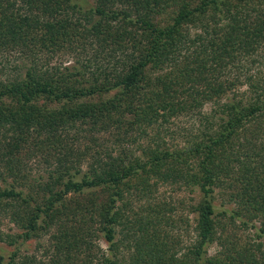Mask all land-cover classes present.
I'll return each mask as SVG.
<instances>
[{
    "label": "trees",
    "instance_id": "1",
    "mask_svg": "<svg viewBox=\"0 0 264 264\" xmlns=\"http://www.w3.org/2000/svg\"><path fill=\"white\" fill-rule=\"evenodd\" d=\"M90 2L0 0V56L25 63L0 78V264H264V0ZM159 184L197 189L193 224ZM45 235L47 262L19 254Z\"/></svg>",
    "mask_w": 264,
    "mask_h": 264
},
{
    "label": "rangeland",
    "instance_id": "2",
    "mask_svg": "<svg viewBox=\"0 0 264 264\" xmlns=\"http://www.w3.org/2000/svg\"><path fill=\"white\" fill-rule=\"evenodd\" d=\"M91 1V0H90ZM89 0L88 2L91 3ZM62 63H70L69 61L72 60V56H64L62 60L58 59V56H54L50 59V64H57L58 62ZM259 61V60H258ZM0 64L4 65L6 68L1 70L0 72V78L6 79L11 78L17 73H19L16 69H14V66H22L24 65V60H18L17 56L10 55V56H0ZM254 71L256 68L259 67V65H255ZM17 68V66H16ZM240 93L243 92L246 89V86H239ZM211 106L207 105L204 109L205 113H210ZM174 124L170 126L169 129H171V133L173 134H164L163 138H165V142L168 145H187L186 141L190 139L192 136H195L197 134V129H199V122L197 118H180L179 120L173 121ZM173 131V132H172ZM152 133V132H151ZM96 139L98 140L97 144L101 143V140L108 141V145H106L108 148H112V143L114 138L111 134L108 133H101L96 136ZM139 141V140H138ZM135 142L136 144L132 147L133 149L136 147L138 143H142V141H147L146 139H143L139 142ZM28 173L29 176H31L34 180L38 181L42 178L46 179L48 173L53 169V166L50 167L43 159L41 158H35L28 164ZM84 168V167H83ZM27 173V174H28ZM154 198H156L159 201L166 202L168 205H171L175 209L174 219H177L179 216L183 217L184 219L187 217L190 225L193 224V219L195 217L194 214H191L189 212V204H195L199 201V193L196 188H187L184 186H178V185H167V184H159L158 191L155 193ZM221 204V200L219 197V194L216 197V205L219 206ZM137 209V206H135ZM228 207V206H227ZM228 208L231 209V206ZM186 227V228H185ZM176 233H179L180 237L182 238L185 245H188L193 240V233L190 228H188V231H185L187 229V226L185 224H179L177 223ZM0 230L5 233H10L16 235L18 233L17 229L13 224H11L8 220L2 221L0 224ZM239 233H243L242 237L245 239H255V235L252 229L244 231V229H240L238 231ZM264 244V240H262ZM96 245L99 247L100 251L98 252H105L107 249L106 244L104 241L99 238L96 240ZM0 247L3 249H7V251H12L14 247H7L4 244H0ZM217 247L213 246L209 249V254L212 255L216 252ZM97 251V250H95ZM19 254L21 256H30L35 257L40 262H47L50 258V255L52 254V248L49 243L48 235L43 236L40 239L36 240H30L26 242L25 244L19 246Z\"/></svg>",
    "mask_w": 264,
    "mask_h": 264
}]
</instances>
